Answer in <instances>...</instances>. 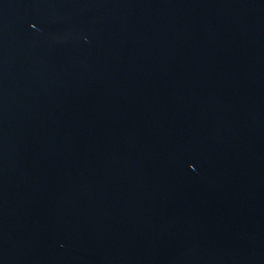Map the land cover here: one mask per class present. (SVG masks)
<instances>
[{"label": "water", "instance_id": "water-1", "mask_svg": "<svg viewBox=\"0 0 264 264\" xmlns=\"http://www.w3.org/2000/svg\"><path fill=\"white\" fill-rule=\"evenodd\" d=\"M0 264H264V0H0Z\"/></svg>", "mask_w": 264, "mask_h": 264}]
</instances>
